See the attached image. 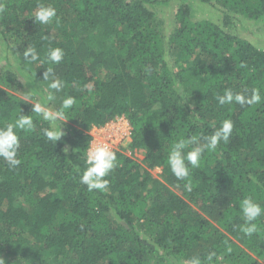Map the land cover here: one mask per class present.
Returning <instances> with one entry per match:
<instances>
[{"label": "trees", "instance_id": "trees-1", "mask_svg": "<svg viewBox=\"0 0 264 264\" xmlns=\"http://www.w3.org/2000/svg\"><path fill=\"white\" fill-rule=\"evenodd\" d=\"M174 1L169 34L160 12ZM38 4L57 10L51 23H36ZM0 9V127L22 114L35 125L18 131V167L0 159L6 264H186L212 251L213 264H264V216L251 237L239 231L240 201L264 205V49L238 30L241 21L264 30V0H0ZM28 47L39 60L24 57ZM57 47L65 55L51 65L45 53ZM48 67L59 92L43 79ZM253 88L262 100L251 106L216 99ZM67 96L75 103L57 121L65 135L55 146L33 100L55 110ZM118 116L143 160L115 151L108 187L89 192L80 176L91 130ZM225 119L234 123L229 141L191 169L188 191L167 165L171 145Z\"/></svg>", "mask_w": 264, "mask_h": 264}, {"label": "clouds", "instance_id": "clouds-1", "mask_svg": "<svg viewBox=\"0 0 264 264\" xmlns=\"http://www.w3.org/2000/svg\"><path fill=\"white\" fill-rule=\"evenodd\" d=\"M3 11V9H0ZM57 10L51 5L38 4L34 13L36 23L47 25L56 17ZM64 51L61 48H49L45 53L47 61L51 65H58L64 58ZM24 57L35 62L40 59V53L34 47L26 48ZM245 65L241 64V68ZM44 80L50 81L49 87L56 92L62 90V81L56 77L53 67H48L43 75ZM48 100H54V96L49 93ZM220 105L236 103L241 107L251 106L260 103L262 100L261 90L253 88L244 89L242 92H234L231 89L225 90L223 95L216 97ZM75 103L72 96L65 97L59 108L55 110L45 109L39 103L33 104V112L43 117L48 122V127L43 129V135L55 146L65 135L62 124H57L58 120H64L65 110L70 109ZM35 127L33 119L29 115L22 114L13 122L0 127V159H3L10 168H16L21 164L18 158L21 146L18 131H28ZM234 123L231 119H225L221 125L210 135L203 137L191 136L187 139L180 138L170 147L167 156V165L178 181H185L184 187L192 190L190 179L191 169L198 168L206 152H213L221 142H228L232 135ZM186 149H188L186 151ZM69 152V146L63 149ZM118 167L117 154L106 145L91 148L88 151L86 167L80 176V183L85 185L87 191L92 192L108 187V176ZM239 210L242 214L243 223L239 226V231L245 236L251 237L259 231L257 220L264 216V205L259 203L253 196L244 197L239 203ZM229 251H231L229 249ZM216 253L214 251L206 254L205 257L199 255L192 256L186 264H213ZM0 264H6V260L0 256Z\"/></svg>", "mask_w": 264, "mask_h": 264}, {"label": "rangeland", "instance_id": "rangeland-1", "mask_svg": "<svg viewBox=\"0 0 264 264\" xmlns=\"http://www.w3.org/2000/svg\"><path fill=\"white\" fill-rule=\"evenodd\" d=\"M178 4L174 1L171 6L160 12L161 17L165 21L166 30L167 33H171L172 28L174 27L175 23V12L177 10ZM202 7L198 8V11L202 13ZM206 14L209 16V18L214 19L215 21L219 20L218 14L212 9L209 8L206 12ZM206 15V17H207ZM199 17H203V15L199 14ZM261 23L259 22H250V21H241L239 24V32L241 33V37L243 39H247L257 45L258 47L264 49V30L261 28ZM49 92V90H48ZM34 104H37L35 100ZM46 109H51V107H47ZM91 133H94L96 135L97 132L94 131V128L91 130ZM128 144H124L123 147L121 146L120 149L125 150L127 155H132L134 158H136L139 161L143 160V155L140 153H132V151L127 147ZM125 148V149H124ZM160 173V170H155L154 175L157 176Z\"/></svg>", "mask_w": 264, "mask_h": 264}, {"label": "built area", "instance_id": "built-area-1", "mask_svg": "<svg viewBox=\"0 0 264 264\" xmlns=\"http://www.w3.org/2000/svg\"><path fill=\"white\" fill-rule=\"evenodd\" d=\"M98 135L91 133V148L106 145L113 151L120 150L124 144H129L132 140L133 128L125 116H118L104 127H94Z\"/></svg>", "mask_w": 264, "mask_h": 264}]
</instances>
